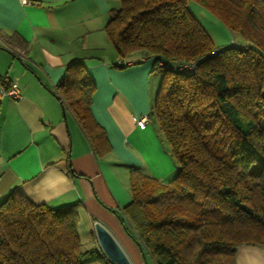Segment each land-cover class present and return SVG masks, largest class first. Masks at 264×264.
<instances>
[{
    "label": "trees",
    "instance_id": "16d2710c",
    "mask_svg": "<svg viewBox=\"0 0 264 264\" xmlns=\"http://www.w3.org/2000/svg\"><path fill=\"white\" fill-rule=\"evenodd\" d=\"M117 1L104 30L120 60L153 59L161 79L151 114L177 164L169 181L131 170L121 223L147 264H236L239 245L264 246V0ZM190 1L243 44L214 46ZM94 91L72 60L54 94L103 155ZM93 253L79 240L77 205L36 204L16 188L0 201V264H83Z\"/></svg>",
    "mask_w": 264,
    "mask_h": 264
},
{
    "label": "crops",
    "instance_id": "0c3cea01",
    "mask_svg": "<svg viewBox=\"0 0 264 264\" xmlns=\"http://www.w3.org/2000/svg\"><path fill=\"white\" fill-rule=\"evenodd\" d=\"M116 0H0V201L14 188L36 204L77 205V233L95 253L83 264H102L93 223L101 222L141 257L119 216L132 200L131 170L169 181L176 161L151 114L161 76L153 59L133 54L120 60L104 27ZM188 8L214 46L242 39L194 1ZM72 60L82 62L95 84L91 110L110 150L95 153L55 86ZM136 62V63H135ZM19 95H3L8 80ZM149 114L144 128L136 119ZM101 255V254H100ZM133 258V257H132ZM134 260V259H133ZM236 264H264V246L241 244Z\"/></svg>",
    "mask_w": 264,
    "mask_h": 264
},
{
    "label": "water",
    "instance_id": "95a60500",
    "mask_svg": "<svg viewBox=\"0 0 264 264\" xmlns=\"http://www.w3.org/2000/svg\"><path fill=\"white\" fill-rule=\"evenodd\" d=\"M93 233L98 251L109 264H134L121 243L101 222L93 223Z\"/></svg>",
    "mask_w": 264,
    "mask_h": 264
},
{
    "label": "built area",
    "instance_id": "2783aa9c",
    "mask_svg": "<svg viewBox=\"0 0 264 264\" xmlns=\"http://www.w3.org/2000/svg\"><path fill=\"white\" fill-rule=\"evenodd\" d=\"M22 4L28 3V0H20ZM118 63L125 64L124 60H119ZM191 64H185L182 66H179L178 68L180 70L189 71L191 69ZM3 86V95L8 96L10 98H16L19 95V88L17 81L14 80H8ZM149 114H142L136 119V125L140 128H144L148 122Z\"/></svg>",
    "mask_w": 264,
    "mask_h": 264
},
{
    "label": "rangeland",
    "instance_id": "374dc122",
    "mask_svg": "<svg viewBox=\"0 0 264 264\" xmlns=\"http://www.w3.org/2000/svg\"><path fill=\"white\" fill-rule=\"evenodd\" d=\"M116 2H117V4H119V2L116 0ZM237 45H239V44H237ZM156 72V71H155ZM159 74V73H158ZM161 76V75H160ZM133 244L136 246V244L133 242ZM124 247V246H123ZM125 248V247H124ZM136 248H137V250H138V253H139V255H140V257H141V263L140 264H147L144 260H143V258H142V255H141V253H140V249L136 246ZM126 250V249H125ZM127 252V251H126ZM130 256V255H129ZM135 256H138V254L137 253H135V255L133 254V255H131V260L133 261V263L134 264H136V262H134L135 260H133L134 258H136V260H138V258L139 257H135ZM132 257H134V258H132ZM151 262V261H150Z\"/></svg>",
    "mask_w": 264,
    "mask_h": 264
},
{
    "label": "bare ground",
    "instance_id": "6f19581e",
    "mask_svg": "<svg viewBox=\"0 0 264 264\" xmlns=\"http://www.w3.org/2000/svg\"><path fill=\"white\" fill-rule=\"evenodd\" d=\"M135 253H136V252H135ZM135 253L131 251V255H133V254L135 255ZM135 257H138V256H135ZM133 258H134V257H133ZM134 260L136 261V258H134Z\"/></svg>",
    "mask_w": 264,
    "mask_h": 264
}]
</instances>
